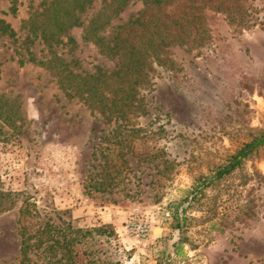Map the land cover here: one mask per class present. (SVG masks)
Returning <instances> with one entry per match:
<instances>
[{
  "label": "rangeland",
  "instance_id": "374dc122",
  "mask_svg": "<svg viewBox=\"0 0 264 264\" xmlns=\"http://www.w3.org/2000/svg\"><path fill=\"white\" fill-rule=\"evenodd\" d=\"M52 1L0 0V21L15 34L0 36V264L19 263L27 202L67 211L75 227L111 224L115 238L90 243L98 264H264V147L206 189L181 230L172 218L185 191L264 130V0H251L249 28L215 15L204 44L170 47L172 69L153 65L152 89L142 92L149 114L120 147L129 171L119 158L105 164L100 137L112 125L66 95L54 67L84 75L115 66L117 58L84 40L109 0H92L76 13L80 26L46 42L29 21L52 15ZM145 1L131 0L103 37L138 17ZM102 170L112 179L95 178L107 190L98 193L88 186ZM135 214L150 225L146 240L128 230Z\"/></svg>",
  "mask_w": 264,
  "mask_h": 264
},
{
  "label": "trees",
  "instance_id": "16d2710c",
  "mask_svg": "<svg viewBox=\"0 0 264 264\" xmlns=\"http://www.w3.org/2000/svg\"><path fill=\"white\" fill-rule=\"evenodd\" d=\"M130 1L109 0L84 32L85 41L92 42L102 53L117 58L112 69L97 68L94 73L83 75L74 74L60 61L54 65L64 93L69 97L80 98L89 110L101 118L103 124L112 125V129L100 137L109 151L105 164L109 165L110 158H119L126 171L130 169L122 158L124 154L120 147L127 137L135 136L140 131L136 119L149 114L142 92L152 89L150 74L153 65L172 69L175 63L168 56L170 47L204 44L209 38V24L215 15L222 14L228 25L239 30L249 28L248 12L252 10L251 0H149L144 2L145 10L138 17L117 27L113 37L106 40L102 35L103 30L125 11ZM91 2L53 0L52 15H46L40 24H35V18L29 22L31 25H39L42 33L48 35L46 42L53 41L55 36L81 25L76 13L84 10ZM43 34L42 37H45ZM14 35L10 26L0 21V36ZM263 147L264 130L243 143L228 157L225 164L218 166L209 176L200 177L174 204V226L181 230L186 223L187 210L201 198L203 192L238 170L243 161L256 155ZM130 150L128 147L126 153ZM108 167L112 169L110 165ZM102 176L112 179L108 172L103 175V170L90 179ZM104 185L95 180L88 187L103 193L107 191ZM44 213L35 203L28 202L19 210L18 264H98L94 257L96 251L92 250L90 243L95 238L116 237L111 224L79 228L72 224L67 211L52 209ZM50 213L54 214V218ZM43 216L45 218L39 221L38 218ZM183 241L180 238L173 244L176 253H179Z\"/></svg>",
  "mask_w": 264,
  "mask_h": 264
},
{
  "label": "built area",
  "instance_id": "2783aa9c",
  "mask_svg": "<svg viewBox=\"0 0 264 264\" xmlns=\"http://www.w3.org/2000/svg\"><path fill=\"white\" fill-rule=\"evenodd\" d=\"M128 230L134 238L143 241L149 237L150 225L147 221H144L139 214H135L128 224Z\"/></svg>",
  "mask_w": 264,
  "mask_h": 264
}]
</instances>
